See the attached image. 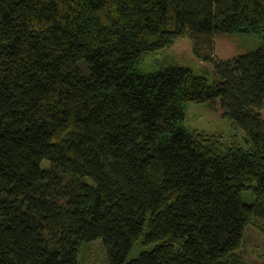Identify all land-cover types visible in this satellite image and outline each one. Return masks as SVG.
<instances>
[{"label": "trees", "instance_id": "1", "mask_svg": "<svg viewBox=\"0 0 264 264\" xmlns=\"http://www.w3.org/2000/svg\"><path fill=\"white\" fill-rule=\"evenodd\" d=\"M218 33L264 38V0H0V264H79L98 240L110 264H247V230L264 235V44L219 60ZM179 38L212 82L135 72ZM189 103L220 104L248 148L184 129Z\"/></svg>", "mask_w": 264, "mask_h": 264}, {"label": "rangeland", "instance_id": "2", "mask_svg": "<svg viewBox=\"0 0 264 264\" xmlns=\"http://www.w3.org/2000/svg\"><path fill=\"white\" fill-rule=\"evenodd\" d=\"M264 44L261 34L255 33H218L215 37V57L219 60H232L238 56L252 53ZM168 66H182L192 69L195 73L206 76L213 81V66L198 59L194 53V41L190 38H179L174 46L169 49L159 50L147 55L143 62L136 68L139 75L154 73ZM186 118L181 126L188 131L202 132L207 135H216L227 142L236 141L248 148L245 143L246 132L233 120L224 115L223 108L219 105L212 108L205 104L189 103L186 105ZM264 118V110L261 111ZM45 167L48 162H44ZM255 183L252 184V187ZM245 204H253L255 195L253 189H248L241 194ZM147 247L138 246L131 252L128 259H133L147 250ZM243 256L247 264H264V235L255 227L247 230L246 243ZM79 264H110L107 251L101 240L85 245L79 255Z\"/></svg>", "mask_w": 264, "mask_h": 264}]
</instances>
